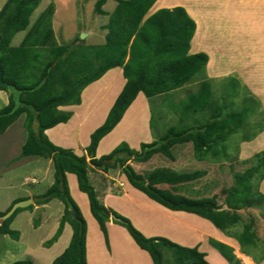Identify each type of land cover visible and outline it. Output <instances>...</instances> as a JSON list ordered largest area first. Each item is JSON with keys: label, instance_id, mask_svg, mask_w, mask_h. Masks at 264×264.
Instances as JSON below:
<instances>
[{"label": "trees", "instance_id": "16d2710c", "mask_svg": "<svg viewBox=\"0 0 264 264\" xmlns=\"http://www.w3.org/2000/svg\"><path fill=\"white\" fill-rule=\"evenodd\" d=\"M108 1L98 0L95 4L96 13L108 15L109 21L104 25L107 30L104 43L94 49H88L80 37L69 45L55 42L53 5H49L31 25V16L41 0H7L0 10V68L5 82V85L0 84V90L9 92V104L0 109V135L20 116L26 115L27 141L22 148L23 156L49 158L54 165V183L45 193L36 196L34 203L41 205L59 199L65 206L56 233L44 245H53L67 223L73 230L68 247L50 264H88V225L71 195L69 173L76 175L79 189L87 194L91 213L107 243V222L112 220L124 227L135 243L149 253L153 264H211L198 247L182 246L163 236L147 237L129 218L103 205L89 181L87 168L89 165L101 170L120 168L133 187L156 203L173 211L196 214L226 232L242 220L237 208L264 203V193L254 191L249 181L229 193L226 202L230 208L224 209L217 194L195 198L181 192L198 183L207 170L180 172L158 167L141 174L130 161L144 162L157 154L174 159L173 149L182 144H192L196 159L204 161L218 153L214 150L216 144L224 142L233 130L243 127L248 110L223 113L206 76L208 53H190L197 24L185 7L160 8L147 16L158 0H115L112 13L103 9ZM26 30L21 45L11 46L15 34ZM117 67L123 69L126 84L105 122L91 134L87 155H78L71 149L55 145L45 131L68 122L71 117V113L59 108L80 105L83 90ZM197 75H201V83L197 92L187 96L184 114L210 111V117L204 123L187 128L173 125L154 142L142 143L139 151L122 142L110 154L97 158L100 141L120 123L139 93L151 101L184 87ZM140 154L144 156L137 157ZM16 202L18 200L13 204ZM33 206L18 208L4 221L1 217L12 206L1 212L0 234L19 239V232L11 229V224L20 211ZM253 228L252 220L235 236L243 249L256 245ZM210 243L229 264H241L230 245L216 239H210ZM11 264L35 263L23 259Z\"/></svg>", "mask_w": 264, "mask_h": 264}, {"label": "rangeland", "instance_id": "374dc122", "mask_svg": "<svg viewBox=\"0 0 264 264\" xmlns=\"http://www.w3.org/2000/svg\"><path fill=\"white\" fill-rule=\"evenodd\" d=\"M3 1L6 0H0V7ZM97 1L41 0L30 21H36L49 5H53L52 26L55 31V42L69 45L75 38L80 37L88 49H94L104 43L107 32L104 25L109 21L108 15L96 13ZM175 2L178 6L185 7L191 17L198 19L202 25L200 34L206 46L211 48V57L215 63L210 68L207 65L205 72L211 82L214 98L222 107L223 113L248 110L243 127L233 130L224 142L214 146V150H218L216 155L199 161L195 157L192 144L177 145L173 149L177 171L193 172L197 169L212 168L208 169L213 172L212 184L206 185L218 195L222 208L228 209L230 206L227 207L226 198L229 193L232 194L231 192L239 189L246 181L252 184L254 191L264 193V0H175ZM115 6V0H109L103 9L112 13ZM153 13L152 9L147 16ZM20 38L16 36L13 43H17ZM201 78V75H197L184 87L170 94L155 97L152 102L149 99L153 115L152 133L155 139L164 135L170 126L187 128L200 125L210 117V111L184 114L186 98L197 92ZM11 127L9 132L0 135V213L7 211L17 198H27L31 193L36 198L39 194L45 193L54 180V168L51 166L49 169L53 173L48 172L44 179L37 183L33 182L35 164H29L28 161L46 160L23 156L22 144L26 132L22 130V120ZM168 163L170 162L166 156L157 154L147 161H142V172L136 170L138 173L146 174L155 168L167 167ZM202 181L203 178L198 182V189L203 188ZM54 201L55 203L49 205L53 214H57L60 204L59 200ZM41 210L35 211L32 216L18 215L21 211L16 215L17 222L15 227L11 224V229L22 235V240L19 237L21 241L10 235L0 234V264H11L23 259L31 260L30 255L26 253L27 250L44 256L43 260H40L43 264H50L61 255L58 253L61 247L48 248L44 245L53 237H50L53 228L48 229L46 226L35 229L43 218ZM237 210L242 220L228 229L225 235L236 239L235 236L243 231L244 225L252 220L256 233V245L243 249L237 241L235 246H231L237 259L241 264H264V203ZM53 223L56 224L52 220L49 223L51 226H48L52 227ZM66 236L59 246L66 243ZM43 240L46 241L41 245L40 242ZM24 243L26 245L30 243L32 250L28 248L21 251ZM40 261H36L37 264L41 263Z\"/></svg>", "mask_w": 264, "mask_h": 264}, {"label": "crops", "instance_id": "0c3cea01", "mask_svg": "<svg viewBox=\"0 0 264 264\" xmlns=\"http://www.w3.org/2000/svg\"><path fill=\"white\" fill-rule=\"evenodd\" d=\"M6 1H3L0 10ZM175 6H178L175 0H158L152 9L155 12L160 8H172ZM194 19L197 23V30L191 41L190 53L194 54L206 51L209 55L208 66L210 68L215 64L214 59L211 57V48L206 46L205 41L202 39L203 36L200 34L202 25L198 19ZM34 22H31V25ZM27 32L28 30L15 34L11 40V46H13L12 43L16 36H20L21 38L17 43H13L15 45L13 47L20 46ZM122 73L123 69L120 67L109 70L101 79L93 82L83 90L80 105L61 106L59 109L63 112L71 113V117L68 122L60 123L46 130L45 133L48 138L59 147L71 149L78 155H87V147L91 141V134L105 122L110 109L126 84V79ZM1 102L2 108L9 104V92L0 90V103ZM152 116L149 99L143 93H139L120 123L100 141L96 151L97 158L110 154L123 141L127 142L132 149L139 151L142 143H152L157 140L152 133L154 131ZM21 120L22 130L24 129L26 132L25 140L22 144L23 148L27 141V130L25 128L26 115L20 116L16 122ZM11 126L5 133L10 131L12 128ZM44 159L46 161H35L36 159H32V162L28 161L29 164H35L33 167L34 183L44 179L48 172L53 173V171L49 169L51 166L54 168L53 161L49 158ZM168 160L170 163L167 164V167L177 171L175 168L177 163L175 156L174 159L168 158ZM130 163L135 170L139 169L141 172L143 171L142 162L139 163L131 160ZM208 169L212 168H205L207 173L203 177V188L200 189V192H198V183H196L192 187H188L186 190L181 191L182 194L195 198L213 196L215 193L212 192V189H208V185H206L208 183L209 185L212 184L213 172ZM87 172L89 181L97 192L98 201L129 218L145 236H163L182 246L191 248L198 247L200 251L205 253L206 259L211 264H229L219 251L211 245L210 239H216L230 246H235L234 244L237 240L225 235L224 231L216 228L209 220L196 214L184 211H173L156 203V201L149 198L145 193L133 187L120 168L101 170L89 165ZM67 178L73 200H75L81 208L88 225V264H153L149 253L141 249L135 243L124 227L114 223L112 220L107 222L109 234V243H107L97 220L91 213L87 194L79 189L76 175L69 173ZM53 183L54 180L51 182L50 186ZM28 198L33 200V208L31 210H23L18 215L29 214L32 216L35 211L42 209L40 212L43 218L40 220L39 226L35 229L46 226L48 229L53 228L50 234V237H52L58 229L59 220L64 212L63 202L59 199H53L46 204L37 205L34 203L35 197L32 193L27 198H17V200L21 201ZM54 200H59L58 202L60 204L57 214H53L49 205L50 203H55ZM52 220L55 221L56 224L53 223L52 227H50L51 225L49 223L52 222ZM16 222L17 219L13 220V227H15ZM72 234V227L67 223L59 239L48 248L61 247L62 249H60L58 253L62 254L68 247ZM65 236L66 243L59 246ZM20 239L22 240V235ZM45 241L46 240L41 241L40 244L43 245ZM31 246L30 243L28 245L24 243L21 251L28 248L31 249ZM26 253L30 255L34 263L36 261H42L44 257H42L41 254L32 253L28 250ZM55 255L56 254H54L53 257H55ZM35 264H37V262ZM39 264L43 263L41 262Z\"/></svg>", "mask_w": 264, "mask_h": 264}, {"label": "water", "instance_id": "95a60500", "mask_svg": "<svg viewBox=\"0 0 264 264\" xmlns=\"http://www.w3.org/2000/svg\"><path fill=\"white\" fill-rule=\"evenodd\" d=\"M84 36V35H83ZM82 36V37H83ZM1 67V65H0ZM0 84L5 85V82L3 80V76H2V71L0 68ZM144 154L141 155H137V157H143ZM33 204V200L32 199H25V200H21L16 202L15 204L12 205V207L1 217V220L4 221L7 218H9L18 208H26L29 205Z\"/></svg>", "mask_w": 264, "mask_h": 264}, {"label": "clouds", "instance_id": "9594fccd", "mask_svg": "<svg viewBox=\"0 0 264 264\" xmlns=\"http://www.w3.org/2000/svg\"><path fill=\"white\" fill-rule=\"evenodd\" d=\"M110 162V161H109Z\"/></svg>", "mask_w": 264, "mask_h": 264}]
</instances>
